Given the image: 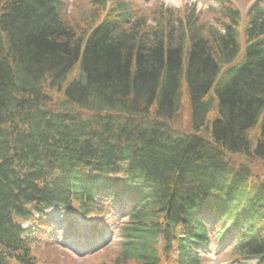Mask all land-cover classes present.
<instances>
[{"label": "trees", "instance_id": "16d2710c", "mask_svg": "<svg viewBox=\"0 0 264 264\" xmlns=\"http://www.w3.org/2000/svg\"><path fill=\"white\" fill-rule=\"evenodd\" d=\"M88 1L79 22L63 0L0 4V264L32 260L33 213L122 200L112 264H200L210 220L241 231L230 260L264 264V11L216 0L203 33L191 13Z\"/></svg>", "mask_w": 264, "mask_h": 264}, {"label": "rangeland", "instance_id": "374dc122", "mask_svg": "<svg viewBox=\"0 0 264 264\" xmlns=\"http://www.w3.org/2000/svg\"><path fill=\"white\" fill-rule=\"evenodd\" d=\"M125 5L131 10V17L130 20H135L138 16H150L154 12H159L160 10L166 11L167 9L171 11L176 17L186 15L188 13L193 14L192 18L197 22L196 25L202 28V32L204 33L210 27H217L218 23L220 22V16L215 11H219L221 9L220 5L215 0H179L176 3V0H123ZM235 1V0H234ZM234 1H231L232 3ZM250 0H238V2L231 4L235 6L238 12L243 15L247 10L245 9L246 5ZM256 4L264 10V0H254ZM2 0H0L1 4ZM63 9L61 13L68 18L70 21L75 20L76 22L82 21V19L88 15L90 11L89 1L88 0H63ZM1 6V5H0ZM214 10V11H213ZM104 14L107 13V10H104ZM174 16V17H175ZM198 18V19H197ZM147 24H152V20H148ZM175 24V23H174ZM173 24V26H174ZM152 25H155L153 23ZM176 25V24H175ZM44 92L47 90L44 88ZM49 99L52 100L55 94L54 92L49 91ZM60 98V95H58ZM62 99V98H60ZM185 121L186 117L182 118L181 122L179 123L180 128H185ZM257 168H254V171L257 172L259 175L264 176V164L261 162L253 163ZM54 214H58V218L54 217L51 219L52 222L48 224L45 234L41 235L38 233L37 242H34V246L32 247V257L35 260V263L32 264H112L114 253L117 252L119 249V237L116 233V223L115 221L111 222L110 224L105 223V234H103V238H95L92 241L86 244L88 246H102L99 252H92L88 251L82 255H74L72 251L68 250L67 247L64 246L63 243L69 238L68 230H62L63 227L65 228L66 222L64 221V215H69V213L63 209H58L55 211ZM101 215L100 213H96L91 211V213H87L86 216L79 215L78 216V225L81 226H90L92 224H97L98 219L97 215ZM52 216V215H51ZM76 219V218H75ZM55 220V221H53ZM56 221H59L58 224ZM100 224V223H99ZM222 224H227V221H224ZM111 226L108 228L107 226ZM29 223H24L23 228L28 229ZM211 228L209 232V245L206 247L207 250L204 251L205 253L201 252L202 248L195 250L196 252L203 253L202 256V263L203 264H235V259L230 260L232 258L230 248L234 246L237 242V237L234 232L226 237L224 236L223 240H225V245H223L222 241L218 242L216 240V235L220 233L221 229ZM208 229V230H209ZM30 236L34 238L35 235L30 233ZM226 237V239H225ZM103 243L105 245H103ZM83 244V242H82ZM104 246V247H103ZM92 252V253H91ZM175 255V254H174ZM172 255L170 259H174ZM252 262V261H250ZM237 263L242 264V261H237ZM248 263V262H247ZM8 264H17L15 262H10ZM27 264H31L29 261ZM250 264V263H248Z\"/></svg>", "mask_w": 264, "mask_h": 264}, {"label": "bare ground", "instance_id": "6f19581e", "mask_svg": "<svg viewBox=\"0 0 264 264\" xmlns=\"http://www.w3.org/2000/svg\"><path fill=\"white\" fill-rule=\"evenodd\" d=\"M179 0H176V3L178 2Z\"/></svg>", "mask_w": 264, "mask_h": 264}]
</instances>
